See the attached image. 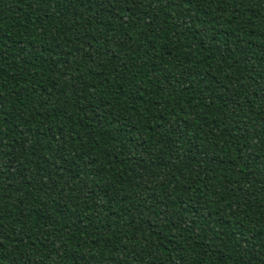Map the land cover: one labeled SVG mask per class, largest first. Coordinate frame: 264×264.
Returning <instances> with one entry per match:
<instances>
[{
  "label": "trees",
  "instance_id": "1",
  "mask_svg": "<svg viewBox=\"0 0 264 264\" xmlns=\"http://www.w3.org/2000/svg\"><path fill=\"white\" fill-rule=\"evenodd\" d=\"M0 264H264V0H0Z\"/></svg>",
  "mask_w": 264,
  "mask_h": 264
}]
</instances>
